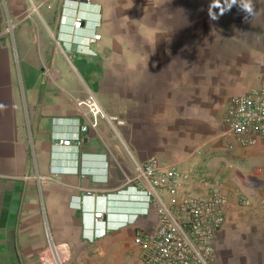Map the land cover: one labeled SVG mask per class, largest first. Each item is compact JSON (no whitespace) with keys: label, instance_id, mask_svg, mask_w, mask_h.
I'll list each match as a JSON object with an SVG mask.
<instances>
[{"label":"crops","instance_id":"obj_1","mask_svg":"<svg viewBox=\"0 0 264 264\" xmlns=\"http://www.w3.org/2000/svg\"><path fill=\"white\" fill-rule=\"evenodd\" d=\"M263 85L264 0H0V264H39L49 244L64 264H141L132 240L155 215L119 187L152 157L225 196L216 264H264V145L221 121ZM89 95L106 118L58 145Z\"/></svg>","mask_w":264,"mask_h":264},{"label":"built area","instance_id":"obj_2","mask_svg":"<svg viewBox=\"0 0 264 264\" xmlns=\"http://www.w3.org/2000/svg\"><path fill=\"white\" fill-rule=\"evenodd\" d=\"M80 25L79 19L73 23L75 29ZM98 39L94 35L93 40ZM74 106L87 123L80 124L71 139H60L57 144L77 149L83 141L81 134L96 129L106 117L91 95L74 100ZM221 121L240 146L258 142L264 145V85L229 96ZM203 183L204 177H194L155 157L135 164L133 172L123 176L119 191L130 189L136 195L133 202L143 206L138 215H155L154 222L138 228L132 240L141 264H216L213 242L225 220L226 198L216 184L200 190ZM102 219L101 212H92V239L106 234L105 228H99ZM67 251L65 244H49L39 254V264H64L68 261Z\"/></svg>","mask_w":264,"mask_h":264},{"label":"rangeland","instance_id":"obj_3","mask_svg":"<svg viewBox=\"0 0 264 264\" xmlns=\"http://www.w3.org/2000/svg\"><path fill=\"white\" fill-rule=\"evenodd\" d=\"M243 202H245V201L243 200Z\"/></svg>","mask_w":264,"mask_h":264}]
</instances>
